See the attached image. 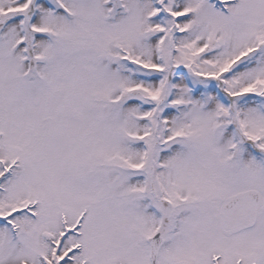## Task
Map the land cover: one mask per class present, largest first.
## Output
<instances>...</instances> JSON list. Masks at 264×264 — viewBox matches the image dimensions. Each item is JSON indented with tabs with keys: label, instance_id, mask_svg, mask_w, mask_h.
Segmentation results:
<instances>
[{
	"label": "snow or ice",
	"instance_id": "6c2138e0",
	"mask_svg": "<svg viewBox=\"0 0 264 264\" xmlns=\"http://www.w3.org/2000/svg\"><path fill=\"white\" fill-rule=\"evenodd\" d=\"M0 264H264V0H0Z\"/></svg>",
	"mask_w": 264,
	"mask_h": 264
}]
</instances>
